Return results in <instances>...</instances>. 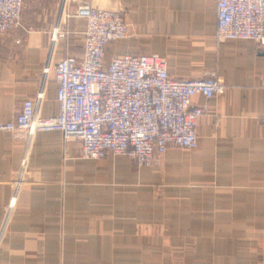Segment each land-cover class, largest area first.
<instances>
[{
	"label": "crops",
	"instance_id": "1",
	"mask_svg": "<svg viewBox=\"0 0 264 264\" xmlns=\"http://www.w3.org/2000/svg\"><path fill=\"white\" fill-rule=\"evenodd\" d=\"M24 4L23 27L0 35V122L14 120L25 100L37 102L43 118L58 116L54 67L83 56L86 24L74 17L82 5L120 11L128 25L127 37L108 46L106 62L159 56L172 78L215 73L225 91L193 98L206 107L198 148L171 146L153 170L126 155L83 159L81 140L61 132H0V264H181L155 254L163 234L186 233L178 219L235 220L258 255L234 264H264V47L217 40V0Z\"/></svg>",
	"mask_w": 264,
	"mask_h": 264
},
{
	"label": "built area",
	"instance_id": "2",
	"mask_svg": "<svg viewBox=\"0 0 264 264\" xmlns=\"http://www.w3.org/2000/svg\"><path fill=\"white\" fill-rule=\"evenodd\" d=\"M24 7V0H0V35L23 27ZM74 17L86 24L83 56H66L54 67L58 116L43 118L38 103L25 100L14 120L0 122V132L17 137L61 132L66 140H81L83 159L126 155L139 169L158 166L171 146L197 149L206 107L193 105V98L221 95L225 83L215 73L172 78L167 62L154 55L130 53L108 63V46L128 35L122 13L82 5ZM57 28L64 38L65 28ZM216 38L251 40L264 47V0H217Z\"/></svg>",
	"mask_w": 264,
	"mask_h": 264
},
{
	"label": "rangeland",
	"instance_id": "3",
	"mask_svg": "<svg viewBox=\"0 0 264 264\" xmlns=\"http://www.w3.org/2000/svg\"><path fill=\"white\" fill-rule=\"evenodd\" d=\"M162 163L163 160L153 168H159ZM229 221L232 220L178 219V230L186 233L178 236L163 234L165 242L161 251H155V254L161 256L162 262L181 264L252 262L251 254L258 255L255 241H251L249 234L238 233L235 220Z\"/></svg>",
	"mask_w": 264,
	"mask_h": 264
}]
</instances>
